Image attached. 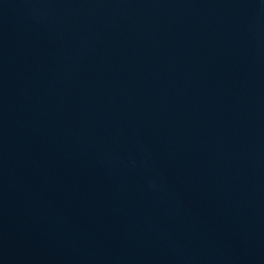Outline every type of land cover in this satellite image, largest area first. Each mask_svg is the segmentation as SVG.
<instances>
[{
    "label": "water",
    "instance_id": "obj_1",
    "mask_svg": "<svg viewBox=\"0 0 264 264\" xmlns=\"http://www.w3.org/2000/svg\"><path fill=\"white\" fill-rule=\"evenodd\" d=\"M0 264H264V0H0Z\"/></svg>",
    "mask_w": 264,
    "mask_h": 264
}]
</instances>
